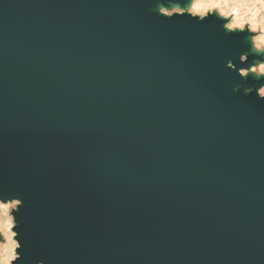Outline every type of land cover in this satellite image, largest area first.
Masks as SVG:
<instances>
[{"label": "water", "instance_id": "water-1", "mask_svg": "<svg viewBox=\"0 0 264 264\" xmlns=\"http://www.w3.org/2000/svg\"><path fill=\"white\" fill-rule=\"evenodd\" d=\"M139 5L0 0V196L34 200L26 250L264 264V101L227 92L243 37Z\"/></svg>", "mask_w": 264, "mask_h": 264}, {"label": "clouds", "instance_id": "clouds-1", "mask_svg": "<svg viewBox=\"0 0 264 264\" xmlns=\"http://www.w3.org/2000/svg\"><path fill=\"white\" fill-rule=\"evenodd\" d=\"M154 11L166 19L186 16L196 23L213 19L224 33L242 36L248 51L239 56L240 65L248 64L250 55L264 56V0H185L184 3L170 0L166 6L158 3ZM226 69L235 72L243 81L249 77L256 82L264 81V60L248 67H237L228 60ZM232 91L240 92L239 85ZM253 93L257 100L264 101V83L243 89L244 96ZM23 207L21 198L0 196V264H47L46 259H36L26 250L18 218Z\"/></svg>", "mask_w": 264, "mask_h": 264}, {"label": "bare ground", "instance_id": "bare-ground-1", "mask_svg": "<svg viewBox=\"0 0 264 264\" xmlns=\"http://www.w3.org/2000/svg\"><path fill=\"white\" fill-rule=\"evenodd\" d=\"M169 2H170V0H168V3H167V5L169 4ZM161 4L160 2H157V4ZM145 4L146 5H139L142 9H145V10H147L149 13H154L155 11H154V9L156 8V5H155V3H153L151 0H145ZM162 5V4H161ZM164 6H166V5H164ZM156 13V12H155ZM211 34H212V29H210L209 31H208V33H207V37L209 38L210 36H211ZM223 36H225V35H227L226 33H224L223 32V34H222ZM240 43L242 44V46H245L244 45V43H243V39H241L240 40ZM240 55H241V53H240ZM239 55V56H240ZM228 60H230V58L228 59ZM208 65H209V67H213V63L212 62H210V63H208ZM230 72H232V71H230ZM234 87H231V88H229V89H227V92L231 95V97L232 98H234V93H233V91H232V89H233ZM245 99H246V97H245ZM13 197H18V198H21L23 201H24V207L23 208H25L26 206H30V205H32L33 203H34V200L33 199H31V198H24V197H22V196H15V195H13ZM21 211H22V209L20 210V212L19 213H21ZM32 217H31V215H25V217L24 218H22V219H20V223H21V225H22V227H23V225L24 224H26V222H28L30 219H31ZM187 225H190V226H192L193 228H202L203 226L195 219H192V218H189V217H187V216H185L184 217V220H183ZM240 234L242 235L243 233L242 232H240Z\"/></svg>", "mask_w": 264, "mask_h": 264}, {"label": "rangeland", "instance_id": "rangeland-1", "mask_svg": "<svg viewBox=\"0 0 264 264\" xmlns=\"http://www.w3.org/2000/svg\"><path fill=\"white\" fill-rule=\"evenodd\" d=\"M161 4L162 5H166L165 2H162ZM211 20H213V19H209V21H211ZM216 32H217V30H216ZM232 36H236L238 38L242 37V36H237V35H232ZM247 51H248V48L245 47L244 49H242V54L247 52ZM262 60H264V56H257V55L253 54V55L249 56L248 64L240 65L238 60H232V61L237 65V67H248L250 64H252L254 62H259V61H262ZM259 83H264V81L256 82L254 80V78H252V77H249V79L247 81L241 80V83L238 84L239 87H240V92H238V93L242 94L243 93V89L246 88V87H251L253 85H256L258 87ZM238 93H236V94H238ZM14 231H16V229H14Z\"/></svg>", "mask_w": 264, "mask_h": 264}]
</instances>
